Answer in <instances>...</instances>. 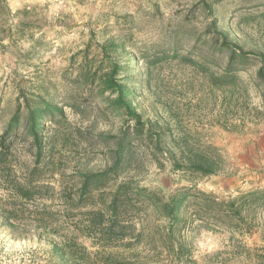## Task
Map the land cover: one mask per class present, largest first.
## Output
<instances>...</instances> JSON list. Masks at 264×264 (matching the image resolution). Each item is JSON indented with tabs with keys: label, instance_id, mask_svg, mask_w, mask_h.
Returning <instances> with one entry per match:
<instances>
[{
	"label": "rangeland",
	"instance_id": "1",
	"mask_svg": "<svg viewBox=\"0 0 264 264\" xmlns=\"http://www.w3.org/2000/svg\"><path fill=\"white\" fill-rule=\"evenodd\" d=\"M5 9L0 264L56 263L43 210L52 208L64 233L79 213L107 207L130 178L166 196L189 185L225 201L264 190V0H6ZM232 53L247 57L228 69ZM110 74L142 132L114 103ZM190 165L213 172L173 171ZM105 174L96 189H82ZM24 182L29 200L3 190ZM15 209L18 217L3 219L2 210ZM255 221L250 235L196 221L185 232L192 259L257 264L263 211ZM76 242L101 259L91 239Z\"/></svg>",
	"mask_w": 264,
	"mask_h": 264
},
{
	"label": "trees",
	"instance_id": "2",
	"mask_svg": "<svg viewBox=\"0 0 264 264\" xmlns=\"http://www.w3.org/2000/svg\"><path fill=\"white\" fill-rule=\"evenodd\" d=\"M5 1L0 0V9L7 13ZM246 57L245 54L232 53L228 69L237 60H244ZM260 58L261 67L258 68L257 77L263 82L264 89V58ZM107 80L113 84L112 90L117 94L114 100L117 108L124 110L128 118L135 122V129L142 132L145 123L124 101L128 93L114 83L111 74ZM39 116L34 120H38ZM0 145H4L3 138ZM118 163L119 161L115 165ZM173 171L200 177L213 172L203 165L178 166ZM106 177V174L90 176L86 178L88 183L82 189L94 190L97 183ZM138 185L133 178L127 179L116 187L107 207L79 213L78 217L81 216V219L78 218L73 222L74 226H71L74 229L63 228L64 233L59 228L60 220L54 217L52 208H45L43 215L46 216L47 223L43 230L51 242L50 255L58 259L54 264H196L185 233L193 223L199 221L203 228L209 230L225 228L231 232L250 235L253 229L259 228V223L255 221L257 214L264 212V190L249 191L225 201L219 200L213 193L197 190L194 185L180 187L167 196L160 190ZM8 187L3 190H8L11 195L24 200L34 196L27 182ZM71 201L72 199L66 202ZM2 212L3 219L11 220L12 217H18L17 213L21 210ZM150 212L156 214V221H162L164 225L151 222ZM64 213V217L71 218L67 215L66 207ZM74 230L102 249L101 254L98 252L101 256L99 261H93L87 249L76 242L79 235H75ZM57 238L59 241H56ZM106 248L111 250L107 252ZM255 262L264 264V250L260 254L255 253Z\"/></svg>",
	"mask_w": 264,
	"mask_h": 264
}]
</instances>
